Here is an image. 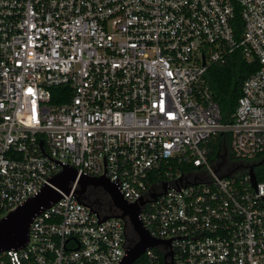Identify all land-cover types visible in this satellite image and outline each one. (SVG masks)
<instances>
[{"label": "built area", "instance_id": "obj_1", "mask_svg": "<svg viewBox=\"0 0 264 264\" xmlns=\"http://www.w3.org/2000/svg\"><path fill=\"white\" fill-rule=\"evenodd\" d=\"M237 50L259 67L224 121L208 71ZM224 134L229 156L212 158ZM259 158L264 0H0V219L72 166L108 177L171 241L144 264H264V178L249 173ZM71 186L0 264L123 261L125 221H103Z\"/></svg>", "mask_w": 264, "mask_h": 264}, {"label": "water", "instance_id": "obj_2", "mask_svg": "<svg viewBox=\"0 0 264 264\" xmlns=\"http://www.w3.org/2000/svg\"><path fill=\"white\" fill-rule=\"evenodd\" d=\"M255 165H250V175L257 182ZM78 181L79 188L76 190L78 197L82 199L89 186L101 187L110 196L118 213L104 216L102 220L118 217L125 221L127 227H131L138 236L137 242L127 250V255L120 264H134L148 248L156 247L161 243L170 245L171 241L153 237L139 218L140 205L129 203L118 187L106 176L93 177L82 174L79 176L77 169L66 166L61 172L51 178V185H46L40 193L29 198L7 216L0 219V252L9 251L13 248L24 247L29 240L30 226L34 217L49 208L53 203L63 197V193L69 194L72 190L71 183ZM156 198V195H152ZM149 200L142 199L144 205ZM167 254L166 256H168ZM167 264H172L167 262Z\"/></svg>", "mask_w": 264, "mask_h": 264}, {"label": "trees", "instance_id": "obj_3", "mask_svg": "<svg viewBox=\"0 0 264 264\" xmlns=\"http://www.w3.org/2000/svg\"><path fill=\"white\" fill-rule=\"evenodd\" d=\"M259 67L258 61L248 62L241 50H237L231 54L225 64L213 65L208 71L209 83L214 95L215 100L221 108V113L224 121H230L236 110L239 97L242 94V83L255 72ZM67 89L66 87L59 86L54 88L59 92ZM68 97V96H67ZM67 97L56 99V102L62 103ZM211 157L216 158L219 154L227 153L229 156V142L228 135H220L216 140L209 143ZM259 179L264 178V167L258 169ZM91 200L96 203L99 212L103 216L118 213L114 207L110 196L103 190L95 186H89L86 192V197L82 198ZM129 238L132 244L138 240L135 231L129 227ZM145 257L137 260L134 264H144Z\"/></svg>", "mask_w": 264, "mask_h": 264}, {"label": "flooded vegetation", "instance_id": "obj_4", "mask_svg": "<svg viewBox=\"0 0 264 264\" xmlns=\"http://www.w3.org/2000/svg\"><path fill=\"white\" fill-rule=\"evenodd\" d=\"M251 164H256V165H255V166H256V169H258V168L264 166V158L255 159V160H253V161L251 162ZM225 168H226V169H229L230 166L226 165ZM96 188H99V189L103 190L104 192H106V191H105L103 188H101V187H96ZM87 189H88V188H87ZM86 192H87V190H86L84 193L81 194V197H82V198H85V197H86ZM106 193H107V192H106ZM107 194H108V193H107Z\"/></svg>", "mask_w": 264, "mask_h": 264}, {"label": "rangeland", "instance_id": "obj_5", "mask_svg": "<svg viewBox=\"0 0 264 264\" xmlns=\"http://www.w3.org/2000/svg\"><path fill=\"white\" fill-rule=\"evenodd\" d=\"M264 167V166H263ZM259 169V168H258Z\"/></svg>", "mask_w": 264, "mask_h": 264}]
</instances>
